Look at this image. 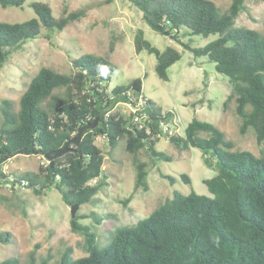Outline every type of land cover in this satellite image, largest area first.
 <instances>
[{"label": "trees", "instance_id": "16d2710c", "mask_svg": "<svg viewBox=\"0 0 264 264\" xmlns=\"http://www.w3.org/2000/svg\"><path fill=\"white\" fill-rule=\"evenodd\" d=\"M140 11L141 19L155 33L170 37L194 57H206L217 73L225 76L230 86L226 101L233 99L235 112L241 118V133L251 128L257 143L264 141V35L255 29L235 26L244 10L245 0H231L220 11L211 0H127ZM263 1L264 0H259ZM26 0H0V7H22ZM34 17L23 22L0 21V69L12 51L35 39L41 27L62 30L84 15L83 10L65 12L54 18L47 3H30ZM212 36L202 46H191L183 38ZM134 51L145 50L155 56L154 70L166 81L167 68L180 58V53L167 46L160 51L143 37L138 29L133 37ZM72 72L59 73L41 67L19 97L18 109L10 100L1 101L0 113V182L8 176L2 165L17 155L43 157L61 148L74 137L80 126L97 118L93 128L82 131L77 145L50 161L45 160L34 178L25 175L10 184L27 185L41 195L55 189L62 201L71 206L92 203L104 180L101 179L103 153L95 144L97 137L111 149L123 140L125 150L135 153L148 145L151 154L162 160L169 157L154 149L153 136L170 112L162 113L145 98L148 128L128 124L132 113L113 111L118 102L133 103L143 96L140 78L126 85L108 89L116 66L107 58L85 53L71 60ZM63 89V95L55 91ZM179 150L199 149L203 164L215 174L203 180L210 196L191 191L172 196L132 227L115 230L107 246L99 248L94 234L76 215L70 229L83 236L86 255L72 258L71 248L60 253L57 264H264V155L234 150L233 144L213 124L191 119L182 136L165 135ZM144 164H136L134 189L147 188ZM161 177L170 184L174 178ZM190 183L186 174H181ZM92 181H94L93 184ZM129 198L119 200L126 207ZM10 238L0 232V242ZM33 253L29 264H34ZM0 264H18L15 258ZM40 264H47L42 260Z\"/></svg>", "mask_w": 264, "mask_h": 264}, {"label": "rangeland", "instance_id": "374dc122", "mask_svg": "<svg viewBox=\"0 0 264 264\" xmlns=\"http://www.w3.org/2000/svg\"><path fill=\"white\" fill-rule=\"evenodd\" d=\"M47 3L54 18L65 12L83 10L84 15L70 22L62 30L41 27L39 35L22 48L12 51L0 69V106L3 99L10 100L18 109L20 95L31 78L41 67L69 74L71 60L85 53L107 58L116 66L108 89L126 85L134 78L142 81L141 92L153 107L162 113L170 112L159 123L158 133L151 144L154 149L169 157H154L148 145L135 153L125 150L123 140L110 150L102 137L95 144L103 153L101 179L104 185L92 203L79 205L75 216L94 234L99 248L107 246L111 234L117 229L132 227L137 221L161 206L173 191L210 196L204 179L215 174L202 162L199 149L189 147L179 150L165 135L182 136L186 124L193 118L209 122L217 127L234 150H246L255 156L264 155V141L257 143L251 128L241 133V118L235 112L233 99L226 101L230 86L227 78L214 69L206 57H194L170 37L152 31L141 19V13L127 0H26L22 7H0V21L23 22L34 17L30 3ZM220 11H225L231 0H211ZM235 26L255 29L264 35V2L245 0L244 10L235 19ZM141 29L143 37L158 50L174 47L180 58L167 68L168 79L160 80L154 70L155 56L145 50L136 53L133 46L135 32ZM212 36H190L183 41L191 46H202ZM264 78V74H263ZM62 96L63 89L55 91ZM113 111L123 115L130 112L126 103L118 102ZM2 116L0 113V124ZM144 164L147 188L134 189L136 164ZM45 159L40 156L17 155L2 165L8 176L0 182V232H8L10 238L0 242V262L15 258L18 264H29L33 253L35 262L57 264L64 248H71L72 258L86 255L83 236L70 229V207L53 188L44 194H35L27 185L10 184L12 177L18 180L28 175L34 178ZM161 174L172 176V184ZM181 174L190 178L185 183ZM92 181L91 184H93ZM129 198L124 207L119 200Z\"/></svg>", "mask_w": 264, "mask_h": 264}, {"label": "built area", "instance_id": "2783aa9c", "mask_svg": "<svg viewBox=\"0 0 264 264\" xmlns=\"http://www.w3.org/2000/svg\"><path fill=\"white\" fill-rule=\"evenodd\" d=\"M145 98L146 97L144 95L136 96L133 99L132 104L126 103L130 107L129 113H132V117L128 124L135 125L137 126V128H148V123L150 122V119L148 117L147 111L145 110ZM24 184V182L21 183L22 186H24Z\"/></svg>", "mask_w": 264, "mask_h": 264}, {"label": "water", "instance_id": "95a60500", "mask_svg": "<svg viewBox=\"0 0 264 264\" xmlns=\"http://www.w3.org/2000/svg\"><path fill=\"white\" fill-rule=\"evenodd\" d=\"M97 124V118L94 119L93 122L89 123V124H85L83 126H80L78 131H77V134L72 137V138H69L68 140L65 141L64 145L57 149V150H51L49 152H47L45 155H43V158L46 160V161H50L52 159H54L55 157H58L62 154H64L67 149H68V145L70 143L74 144V145H77L80 138H81V134H82V131L84 129H87V128H93L95 125ZM79 204H73L71 205L70 207V216L71 218H74L75 217V212H76V209L78 208Z\"/></svg>", "mask_w": 264, "mask_h": 264}]
</instances>
